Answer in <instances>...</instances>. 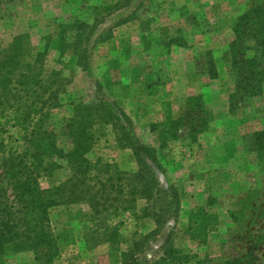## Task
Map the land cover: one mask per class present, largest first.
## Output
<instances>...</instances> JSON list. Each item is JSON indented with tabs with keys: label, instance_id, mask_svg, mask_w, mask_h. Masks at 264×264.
Returning a JSON list of instances; mask_svg holds the SVG:
<instances>
[{
	"label": "rangeland",
	"instance_id": "1",
	"mask_svg": "<svg viewBox=\"0 0 264 264\" xmlns=\"http://www.w3.org/2000/svg\"><path fill=\"white\" fill-rule=\"evenodd\" d=\"M264 0H3L0 8V53L16 37L29 54L49 41L44 62L46 74L61 73L67 86L61 107L52 113L57 144L65 149L63 120L74 103L94 99L96 83L107 100L116 102L132 120L139 140L158 152L165 169L163 186H174L181 195L179 217L138 256L145 261L160 255L159 246L172 231L175 246L186 254L219 264L242 258L264 264V171L244 139L264 130V93L248 104L229 103L233 84L229 77V43L237 16ZM108 9V10H107ZM78 19L94 27V37L111 30L90 58L91 73L68 52L58 49V25ZM127 23L117 25L121 20ZM93 39V38H92ZM173 41V42H171ZM183 41L185 46H177ZM210 52L218 71L216 80L203 71L202 56ZM201 95L212 114L208 129L188 137L181 129L176 140L159 148L152 126L167 116L182 117L187 98ZM88 159L115 163L122 171L137 169L129 150L118 149L110 131L99 138ZM62 168L56 179H63ZM43 189L54 180L42 179ZM144 202H139V208ZM202 207L217 216L205 245L192 243L185 231L190 212ZM84 205L53 211L54 228L64 227L68 214L86 213ZM76 229H84L77 225ZM153 223L144 220L123 229L148 234ZM125 247L122 246L121 250ZM119 252L107 245L90 251L69 246L53 264H119ZM7 264H41L32 253L11 255Z\"/></svg>",
	"mask_w": 264,
	"mask_h": 264
},
{
	"label": "trees",
	"instance_id": "2",
	"mask_svg": "<svg viewBox=\"0 0 264 264\" xmlns=\"http://www.w3.org/2000/svg\"><path fill=\"white\" fill-rule=\"evenodd\" d=\"M2 3L0 0V8ZM127 22L123 19L117 25ZM231 29L228 75L233 84L229 96L233 106L236 102L248 104L264 93V2L237 16ZM111 37V30L94 37V27L78 19L58 25L60 54L73 55L88 74L95 46ZM21 40L14 38L0 53V264H7L11 255L19 253H32L41 264H53L69 246L90 251L102 245L119 252V264H214L178 249L172 231L159 246L158 258H139L149 242L156 241L171 223L177 222L180 211L178 189L163 186L160 180L165 169L157 149L139 140L132 120L119 104L100 95L103 92L98 83L94 99L74 103L71 116L63 120L70 143L60 148L52 112L61 107L60 96L68 81L59 72L45 73L48 39L34 55L21 47ZM177 46L185 43L178 41ZM202 59L205 75L216 80L218 71L211 53L206 52ZM211 121L203 97L197 95L187 98L182 117L167 116L152 130L162 149L176 140L183 128L194 140ZM106 131L112 133L118 149L132 153L135 171H122L115 163L102 159H88ZM244 140L264 171V130ZM62 168L66 176L56 179ZM42 179H53L54 183L43 189ZM139 202H144L141 208ZM79 205H84L87 212L69 213L65 226L54 228L53 211ZM144 220L153 223L151 232L124 234L128 225ZM217 220L215 214L198 207L189 214L185 235L192 243L205 245L208 231ZM77 225L84 229H76ZM219 264L253 261L233 258Z\"/></svg>",
	"mask_w": 264,
	"mask_h": 264
}]
</instances>
